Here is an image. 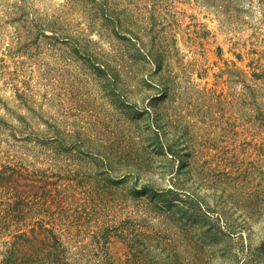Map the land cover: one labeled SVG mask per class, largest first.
I'll list each match as a JSON object with an SVG mask.
<instances>
[{"label": "rangeland", "instance_id": "rangeland-1", "mask_svg": "<svg viewBox=\"0 0 264 264\" xmlns=\"http://www.w3.org/2000/svg\"><path fill=\"white\" fill-rule=\"evenodd\" d=\"M51 232L67 264H264V0H0V264Z\"/></svg>", "mask_w": 264, "mask_h": 264}, {"label": "trees", "instance_id": "trees-1", "mask_svg": "<svg viewBox=\"0 0 264 264\" xmlns=\"http://www.w3.org/2000/svg\"><path fill=\"white\" fill-rule=\"evenodd\" d=\"M40 237V236H38ZM38 237H31L29 238L28 242L30 243V247L28 249L32 248L33 243L38 240ZM43 240L46 242L48 248H46L47 250L45 251H50L48 254V259H46L48 264H67L66 260V248L63 246L62 242L59 240V238L56 237V235L52 234L51 232V236H44ZM51 240V241H50ZM53 240V241H52ZM18 246V243H15V247ZM32 252L29 253V255ZM51 255H53L54 257H51ZM41 256H38L34 253V258H39L40 259ZM32 255L29 256V260L24 257L20 259V263L19 264H27L28 261L33 260L34 259Z\"/></svg>", "mask_w": 264, "mask_h": 264}]
</instances>
